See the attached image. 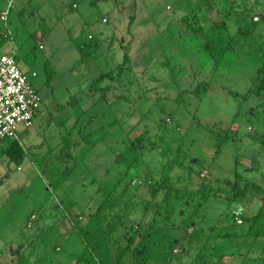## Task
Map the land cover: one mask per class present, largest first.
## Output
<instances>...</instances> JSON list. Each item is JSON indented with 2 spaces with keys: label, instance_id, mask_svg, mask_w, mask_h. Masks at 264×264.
<instances>
[{
  "label": "rangeland",
  "instance_id": "1",
  "mask_svg": "<svg viewBox=\"0 0 264 264\" xmlns=\"http://www.w3.org/2000/svg\"><path fill=\"white\" fill-rule=\"evenodd\" d=\"M12 3L0 52L42 105L0 143V264H264V0ZM236 173L260 190L231 202Z\"/></svg>",
  "mask_w": 264,
  "mask_h": 264
},
{
  "label": "built area",
  "instance_id": "2",
  "mask_svg": "<svg viewBox=\"0 0 264 264\" xmlns=\"http://www.w3.org/2000/svg\"><path fill=\"white\" fill-rule=\"evenodd\" d=\"M12 5V0H7L6 10L0 14V21L5 24ZM41 105V94L19 67L14 54L0 53V143L17 140L19 128L33 124ZM236 222L242 220L238 218Z\"/></svg>",
  "mask_w": 264,
  "mask_h": 264
},
{
  "label": "trees",
  "instance_id": "3",
  "mask_svg": "<svg viewBox=\"0 0 264 264\" xmlns=\"http://www.w3.org/2000/svg\"><path fill=\"white\" fill-rule=\"evenodd\" d=\"M205 48L209 51V54L211 55L212 58H215V51L213 49V47L206 42L205 43ZM128 61V57L127 54L124 53L123 56V61L121 64H119L117 66L116 69H118V73L122 72L125 68V65ZM104 77H109L112 78L113 77V70L108 71L107 73H103L100 75V77L97 80H102ZM257 91H263L264 94V78L260 81V84L256 87ZM69 145L65 143V147H67V149ZM5 151L10 155V156H14L15 157H20L21 156V151L17 145V143L13 140L11 142H9V144L5 147ZM16 153V154H14ZM49 154L46 153L45 155L39 157L38 159L35 160V164L37 165V167L40 169L46 184L48 186L49 189L56 191L57 189H59V187L63 184L64 181L67 180L70 170L68 169H63L61 170L59 168V166L57 165V163L55 162V160H53L50 156H48ZM69 153H66V156L69 157ZM50 157V158H49ZM242 179L241 174L240 173H236L234 180H226V182H228L231 186H232V198H231V202H237V201H241L243 196L246 194L247 190L254 185V187L256 186V188L258 190H260V187L253 183L250 184L249 182H245L244 184L240 183V180ZM209 188V187H208ZM209 193V192H208ZM237 195V196H236ZM207 195H204V197H206ZM101 207V205L98 207V209ZM260 212H261V208L257 211V213L254 214V216H245V222H250V229L252 227V225H254V223H256V219L258 217H260ZM255 220V222H254ZM112 225H110L109 227H111ZM250 229L246 234L250 233ZM264 232V231H263ZM253 234V233H251ZM85 246L87 249L90 248V243H88L85 240ZM132 242V238H129V243ZM146 251V247L142 246V248L140 250H137V253L140 254H144ZM124 252V250H123ZM123 252L120 253V258L123 256ZM74 264H92L91 258L87 253H82L80 254L78 257H76V259L74 260ZM120 261L118 260L117 264H119ZM135 264H147L145 260H143V258L141 259L140 257H138L137 255V259H136V263Z\"/></svg>",
  "mask_w": 264,
  "mask_h": 264
},
{
  "label": "crops",
  "instance_id": "4",
  "mask_svg": "<svg viewBox=\"0 0 264 264\" xmlns=\"http://www.w3.org/2000/svg\"><path fill=\"white\" fill-rule=\"evenodd\" d=\"M0 53H3V51L2 52H0ZM7 53V52H6ZM11 54H14V53H11ZM34 74V73H33ZM243 215V214H242Z\"/></svg>",
  "mask_w": 264,
  "mask_h": 264
}]
</instances>
